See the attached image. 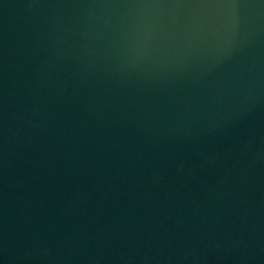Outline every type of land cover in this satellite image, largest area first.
<instances>
[{
  "label": "water",
  "instance_id": "water-1",
  "mask_svg": "<svg viewBox=\"0 0 264 264\" xmlns=\"http://www.w3.org/2000/svg\"><path fill=\"white\" fill-rule=\"evenodd\" d=\"M0 264H264V0H0Z\"/></svg>",
  "mask_w": 264,
  "mask_h": 264
}]
</instances>
